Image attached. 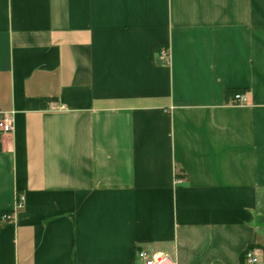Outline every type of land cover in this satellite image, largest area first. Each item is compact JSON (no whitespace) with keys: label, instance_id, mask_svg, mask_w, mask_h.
<instances>
[{"label":"crops","instance_id":"1","mask_svg":"<svg viewBox=\"0 0 264 264\" xmlns=\"http://www.w3.org/2000/svg\"><path fill=\"white\" fill-rule=\"evenodd\" d=\"M0 113V264H264V0H0Z\"/></svg>","mask_w":264,"mask_h":264},{"label":"built area","instance_id":"2","mask_svg":"<svg viewBox=\"0 0 264 264\" xmlns=\"http://www.w3.org/2000/svg\"><path fill=\"white\" fill-rule=\"evenodd\" d=\"M160 55L163 59H168V51L166 49H162L160 51ZM233 102L235 105H244L247 100L244 95L236 94L233 98ZM13 130V119L10 113H0V133L1 134H9ZM179 183V181H177ZM23 203V198H19L17 207L21 208ZM10 219L7 215H2L0 218V222H6ZM137 258L143 264H172L170 260L164 254H152L149 255L144 251H140L137 253ZM242 264H257V260L253 257L250 251H247L243 256Z\"/></svg>","mask_w":264,"mask_h":264},{"label":"trees","instance_id":"3","mask_svg":"<svg viewBox=\"0 0 264 264\" xmlns=\"http://www.w3.org/2000/svg\"><path fill=\"white\" fill-rule=\"evenodd\" d=\"M236 94V92L235 91H228V92H226V97L227 98H230V97H232L233 95H235ZM242 262H243V259H242ZM241 262V263H242Z\"/></svg>","mask_w":264,"mask_h":264}]
</instances>
